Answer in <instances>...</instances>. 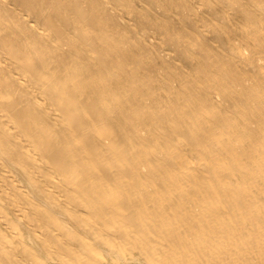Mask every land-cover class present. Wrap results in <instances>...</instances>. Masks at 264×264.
<instances>
[{"label": "bare ground", "instance_id": "bare-ground-1", "mask_svg": "<svg viewBox=\"0 0 264 264\" xmlns=\"http://www.w3.org/2000/svg\"><path fill=\"white\" fill-rule=\"evenodd\" d=\"M0 264H264V0H0Z\"/></svg>", "mask_w": 264, "mask_h": 264}]
</instances>
